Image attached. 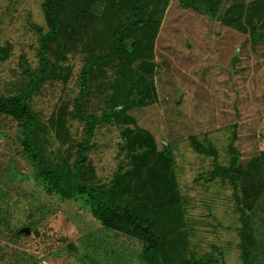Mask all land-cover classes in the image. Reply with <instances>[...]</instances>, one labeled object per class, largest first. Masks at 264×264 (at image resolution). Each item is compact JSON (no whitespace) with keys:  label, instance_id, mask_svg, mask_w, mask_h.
<instances>
[{"label":"rangeland","instance_id":"rangeland-1","mask_svg":"<svg viewBox=\"0 0 264 264\" xmlns=\"http://www.w3.org/2000/svg\"><path fill=\"white\" fill-rule=\"evenodd\" d=\"M58 1L53 34L45 0H0V98L30 86L25 57L43 76L27 98L43 160L72 182L86 146L79 181L154 222L162 264H264V0ZM118 38L137 53L114 52ZM136 85L149 104L104 122ZM22 132L0 113V264H146L142 237L37 177Z\"/></svg>","mask_w":264,"mask_h":264},{"label":"trees","instance_id":"trees-1","mask_svg":"<svg viewBox=\"0 0 264 264\" xmlns=\"http://www.w3.org/2000/svg\"><path fill=\"white\" fill-rule=\"evenodd\" d=\"M60 2L58 0H45L43 5V10L46 16L47 23L50 25L51 32L57 34L59 31V15L58 6ZM60 6V5H59ZM144 25V22L136 20V25ZM31 27L39 34H43V28L37 24H31ZM258 37L262 38V33L260 29L257 28ZM43 41L46 36H43ZM44 48V45H43ZM123 51L125 53H130L135 55L138 51V47L132 43L130 39L118 38L116 41V49L114 52ZM44 54V50H43ZM113 55H104L101 59L97 58L94 63H101L111 59ZM105 60V61H104ZM93 61V60H92ZM92 62L87 63L83 73V91L80 100L77 102V109L80 108L85 101L86 96L89 91V76L92 73V67L94 65ZM47 65V59H44L43 67ZM21 66L23 73L31 78L30 86H28L24 92L14 99H3L0 98V113H9L14 115L18 121L22 123L23 126V140L22 147L24 152L27 154L29 162L36 170V175L38 178H42L47 181L53 188V190L59 194L65 200H71L76 196L87 197L92 209L93 216L100 221L104 227L108 229H117L122 224L126 225L127 229L142 237L146 243V248L144 250V261L146 264H162L158 257V253L161 247V240L156 234L155 224L150 219H144L137 217L133 214L132 210L128 206H116L111 209L106 208L98 199L100 195L96 189L81 183L79 179L82 176L83 169L88 165V148L86 146L81 147L79 150L80 159L77 160L74 171L75 179L69 182L68 178L65 176L60 167L56 166L54 162L46 163L43 157L39 153L38 149L35 147L32 135V130L34 129V118L28 106L27 98L31 91L37 87L38 83L43 79L42 75H33L25 57L21 58ZM149 104V99L141 95L138 86H134V90L129 96L126 105L117 106L111 111L105 112L103 115V121L109 122L117 118L124 108L140 107L142 105ZM82 119H85L81 115ZM98 122L96 120L89 119V132L90 135L93 133V129ZM198 146L195 144V148ZM167 155L171 156L169 149L167 148ZM227 171V170H223ZM229 172V170L227 171ZM216 174L212 173L209 177L211 179L215 178ZM193 264H215L211 260H197Z\"/></svg>","mask_w":264,"mask_h":264},{"label":"water","instance_id":"water-1","mask_svg":"<svg viewBox=\"0 0 264 264\" xmlns=\"http://www.w3.org/2000/svg\"><path fill=\"white\" fill-rule=\"evenodd\" d=\"M20 233H24V234L29 235V234H30V231H29L27 228H25V229H22V230L20 231Z\"/></svg>","mask_w":264,"mask_h":264}]
</instances>
